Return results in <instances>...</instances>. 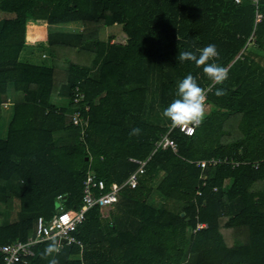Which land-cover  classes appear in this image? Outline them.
<instances>
[{"label": "trees", "instance_id": "16d2710c", "mask_svg": "<svg viewBox=\"0 0 264 264\" xmlns=\"http://www.w3.org/2000/svg\"><path fill=\"white\" fill-rule=\"evenodd\" d=\"M74 23L82 30L48 28ZM114 25L119 33L99 37ZM209 44L228 71L222 85L176 58ZM33 46L48 49L49 64L21 59ZM262 49L264 0L257 8L250 0H0V244L25 241L58 203L79 209L89 167L108 186L121 184L135 157L148 158L137 186L121 190L108 217L89 209L74 231L82 250L63 245L59 264H264ZM189 73L207 91V115L191 136L169 132L176 152L153 151L171 124L162 112ZM155 75L159 112L151 114ZM75 86L90 104L88 149L69 118ZM221 88L227 94L218 97ZM55 96L67 102L55 104ZM5 103L12 106L3 130ZM137 127L141 134L130 136ZM212 157L239 166L196 164ZM50 242L36 244L26 264H48L40 254Z\"/></svg>", "mask_w": 264, "mask_h": 264}, {"label": "built area", "instance_id": "2783aa9c", "mask_svg": "<svg viewBox=\"0 0 264 264\" xmlns=\"http://www.w3.org/2000/svg\"><path fill=\"white\" fill-rule=\"evenodd\" d=\"M251 3L257 8L259 0H250ZM235 3H240L241 0H234ZM43 59L48 56L46 53H42ZM71 102L76 107L69 113L71 124L79 130V140L82 143L86 142L87 128L89 126L88 113L90 111V104L84 101V94L75 86L73 94L71 96ZM81 106L79 107V105ZM170 124L167 132L160 134L158 140L154 144V150L158 148H170L173 152L177 151V143L169 136V132L173 129ZM181 133L186 136H191L187 129L181 130L176 127ZM129 161L136 163L137 168L129 174L121 184L111 183L109 186L106 182L99 178L93 171L88 170L82 183L81 201L82 205L79 209H64L62 205L58 206L57 212H55L50 218L43 216L37 217L35 223L34 234L28 237L25 241L15 240L11 243L0 244V259L1 264H25L27 259L34 254V246L43 241H49L53 238L57 240L65 239L64 244H77L81 246V241L78 239L74 231L85 220L86 213L93 207H107L116 203L119 199L121 190L124 187L135 188L138 183V176L143 172L144 166L148 160L138 159L135 157H129ZM196 164L200 167L209 165L215 167L219 164H231V166H238L239 162H234L227 158H209L199 160ZM255 166H257L255 164ZM202 178V177H201ZM216 190V188H214ZM200 195V192H198ZM61 198V195L58 196ZM205 223H198L196 229L205 227ZM60 242V246H62Z\"/></svg>", "mask_w": 264, "mask_h": 264}, {"label": "clouds", "instance_id": "9594fccd", "mask_svg": "<svg viewBox=\"0 0 264 264\" xmlns=\"http://www.w3.org/2000/svg\"><path fill=\"white\" fill-rule=\"evenodd\" d=\"M196 52H179L176 57L180 63L186 61L193 62L197 68L203 69V73L212 82V85L223 84L227 79L228 71L215 63L219 59V52L214 44H209ZM226 90L221 88L215 92L216 96L226 95ZM176 99H174L162 112L163 117L171 121L172 127L180 128L182 131L187 129L189 134L194 133L195 128L199 127L207 115V91L202 88L197 78L191 73L186 75L177 84ZM140 128H133L129 135L139 136ZM60 241L53 238L44 251L40 254L41 259L48 260V264H59L56 256L60 253ZM51 257V258H50ZM50 258V259H49Z\"/></svg>", "mask_w": 264, "mask_h": 264}, {"label": "rangeland", "instance_id": "374dc122", "mask_svg": "<svg viewBox=\"0 0 264 264\" xmlns=\"http://www.w3.org/2000/svg\"><path fill=\"white\" fill-rule=\"evenodd\" d=\"M38 27V26H37ZM51 31H65V32H73V31H81L82 30V26L80 23H74V24H71V26H50L48 27ZM38 29H41V27H38ZM120 31V26L119 25H114V26H111V27H107V28H104L100 31V34H99V37L101 39H107L109 36H112V35H115L117 33H119ZM28 49V50H26ZM26 49H24L22 52H21V59L23 58H26L28 59L29 61L31 60V62H34V63H47L49 64L50 62V59L48 60V57L46 58V61L43 60V57H42V53H46L48 54V49H44V48H39V47H27ZM27 56V57H26ZM48 56V55H47ZM24 60V59H23ZM158 85H159V79L157 77V75H155L152 79H151V84L149 86V90H148V97H147V110H149V113L151 114H158L159 112V109H158V105H157V96H158ZM13 95V94H12ZM18 96V95H17ZM16 96V98H17ZM61 101V98H57ZM55 99V100H57ZM63 99V98H62ZM11 100V99H10ZM13 100V99H12ZM11 104L10 103H5L3 105V112H4V120L7 119V117L10 115V109H11ZM209 110V106L207 105V111ZM150 120L156 122L158 121L157 119L154 118V116H151ZM4 124H5V121L2 122V129H4ZM57 205V204H56ZM3 206L0 205V212L4 211L5 210V207H4V210L2 208ZM12 212L14 211H17V207H16V200H15V204L13 203L12 204ZM9 208L6 209L8 212L11 211ZM103 214L104 215H107V212L109 211L108 208H104L103 210ZM55 212H57V207L55 209ZM11 219L9 221H12L14 219H16L17 217L11 215L10 217Z\"/></svg>", "mask_w": 264, "mask_h": 264}, {"label": "crops", "instance_id": "0c3cea01", "mask_svg": "<svg viewBox=\"0 0 264 264\" xmlns=\"http://www.w3.org/2000/svg\"><path fill=\"white\" fill-rule=\"evenodd\" d=\"M26 50H28V49H26ZM255 50H257V49H255ZM261 52H264V49H262V50H260ZM27 57V56H26ZM23 59H25V60H28V59H26V58H23ZM29 61V60H28ZM31 61V60H30ZM18 95V96H17ZM16 96L17 97H21V94H17ZM15 96V97H16ZM57 98H59V97H57V96H55V97H53L52 98V101L55 103V104H58V105H62V104H65L66 102H67V100H64V99H62L61 98V101L59 100V99H57ZM55 99H57V100H55ZM207 105V104H206ZM89 114V113H88ZM10 115H11V112H10ZM10 115L7 117V119L6 120H4L5 121V124H4V127L7 125V122H8V120H9V118H10ZM88 119H89V117H88ZM5 129V128H4ZM3 129V130H4ZM160 136V135H159ZM84 144V146L88 149V146H87V142H85V143H83ZM89 152V151H88ZM129 158V157H128ZM212 158H219V157H212ZM232 161H234V160H232ZM131 162V161H130ZM234 162H238V161H234ZM133 163V162H132ZM230 166H231V164H230ZM239 166V165H238ZM216 167V166H215ZM215 167H212L213 169L215 168ZM237 166H231V168H236ZM88 170H91V171H93L90 167H89V169ZM94 172V171H93ZM95 173V172H94ZM113 183V182H112ZM198 193V192H197ZM159 197L156 195V194H154L153 196H152V198H151V201H152V203L154 204V205H157V203H158V201H160L159 199H158ZM119 201V200H118ZM117 203V202H116ZM115 204V203H114ZM114 204H112L111 206H107V207H103V208H100V211H101V213H102V215L104 216V217H108V215L110 214V211H111V209H112V207L114 206ZM59 206V203L57 204V207ZM104 208H108V212H107V215H104L103 214V209ZM57 210H58V208H57ZM55 213V212H54ZM53 213V214H54ZM44 217V216H43ZM46 218V217H45ZM50 218V217H49ZM37 220V219H36ZM35 223H36V221H35ZM35 223H34V229H35ZM33 234H34V230H33ZM32 234V235H33ZM31 235V236H32ZM81 241V240H80ZM81 246H79V245H77L79 248H80V250H82V247H83V242L81 241ZM63 245H65L64 243L62 244V246ZM62 246H60V249H61V247ZM78 256H80V255H78ZM26 264V263H25Z\"/></svg>", "mask_w": 264, "mask_h": 264}, {"label": "water", "instance_id": "95a60500", "mask_svg": "<svg viewBox=\"0 0 264 264\" xmlns=\"http://www.w3.org/2000/svg\"><path fill=\"white\" fill-rule=\"evenodd\" d=\"M60 242L65 243V239H61Z\"/></svg>", "mask_w": 264, "mask_h": 264}]
</instances>
